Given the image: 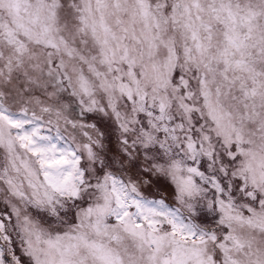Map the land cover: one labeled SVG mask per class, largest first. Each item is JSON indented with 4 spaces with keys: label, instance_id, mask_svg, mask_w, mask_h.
<instances>
[{
    "label": "snow or ice",
    "instance_id": "snow-or-ice-1",
    "mask_svg": "<svg viewBox=\"0 0 264 264\" xmlns=\"http://www.w3.org/2000/svg\"><path fill=\"white\" fill-rule=\"evenodd\" d=\"M0 264H264V0H0Z\"/></svg>",
    "mask_w": 264,
    "mask_h": 264
}]
</instances>
